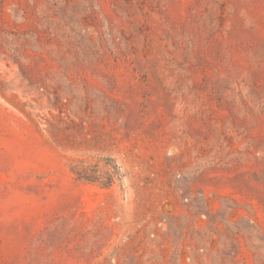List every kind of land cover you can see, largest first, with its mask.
Returning <instances> with one entry per match:
<instances>
[{
    "label": "rangeland",
    "instance_id": "rangeland-1",
    "mask_svg": "<svg viewBox=\"0 0 264 264\" xmlns=\"http://www.w3.org/2000/svg\"><path fill=\"white\" fill-rule=\"evenodd\" d=\"M0 264H264V0H0Z\"/></svg>",
    "mask_w": 264,
    "mask_h": 264
}]
</instances>
